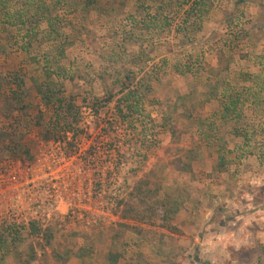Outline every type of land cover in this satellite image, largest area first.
I'll return each mask as SVG.
<instances>
[{
    "label": "rangeland",
    "instance_id": "obj_1",
    "mask_svg": "<svg viewBox=\"0 0 264 264\" xmlns=\"http://www.w3.org/2000/svg\"><path fill=\"white\" fill-rule=\"evenodd\" d=\"M201 3L0 0V163L59 210L19 227L0 194V264H264V0ZM129 73L136 124L118 111ZM230 100L240 116L224 121ZM75 194L116 206L73 217Z\"/></svg>",
    "mask_w": 264,
    "mask_h": 264
},
{
    "label": "built area",
    "instance_id": "obj_2",
    "mask_svg": "<svg viewBox=\"0 0 264 264\" xmlns=\"http://www.w3.org/2000/svg\"><path fill=\"white\" fill-rule=\"evenodd\" d=\"M12 164L10 162L0 163V194L3 201L7 202L6 206L11 209V212L8 213V217H14L15 223L19 227H30L32 223L38 220L40 215L39 210L42 209L43 206L47 208V212L46 210L44 211L49 217H51L54 212L59 211L58 207L55 206L54 195L48 191L46 192L47 196L42 197L38 192L32 191L30 186L35 182L23 174L22 163L17 162L14 165ZM48 169L52 174V168L49 167ZM50 173L46 172L45 174L47 182H49V178H52ZM17 188L21 189V191L17 193V195L10 197V193ZM7 200L12 202V204H9ZM61 200L66 203V197H62ZM0 204L2 205V203ZM68 205V215H73V217H75L76 214H83V216H81L84 217V215L87 214L95 218L102 217L112 212L116 206V199L109 202L110 208L107 213L105 207H103L105 205L103 201L96 202L92 194H89V198H87V196H81V194H75L74 198L68 201ZM61 213L66 216V211ZM91 222L92 221H88V225H90ZM93 223L96 222L94 221Z\"/></svg>",
    "mask_w": 264,
    "mask_h": 264
},
{
    "label": "trees",
    "instance_id": "obj_3",
    "mask_svg": "<svg viewBox=\"0 0 264 264\" xmlns=\"http://www.w3.org/2000/svg\"><path fill=\"white\" fill-rule=\"evenodd\" d=\"M200 1L202 3L200 4V7L198 9L202 12V14L209 13L211 0H200ZM50 25L53 27L54 31L57 32L54 26L55 23L54 22L50 23ZM133 75H134L133 73H129L125 78L127 82L126 81L122 82L121 94H124V96L121 99V102L125 103V106L121 105L120 103L118 105V111L120 114L123 115L122 118L124 121L131 120L132 124H136L140 119H142V115H141L142 112L140 110V102L145 97V93L141 90L140 87L131 85L133 84V79H135ZM45 77H46V80H52V75L49 71L47 72V70L45 72ZM45 88L46 89H44V85H40L38 87L39 94L43 95V98L45 101H47V103H51L55 97L59 96V94L51 88V84L46 85ZM217 95H218V91H217V87H215L213 90H211V96L216 97ZM57 99L59 103L63 102L62 98H57ZM123 107L126 108L125 114H123L124 113ZM73 108H74L73 104H70V105L68 104L66 108H62L63 113H61V115H59L57 118L58 124L61 123L63 118L65 122L69 124H70L71 119L75 120L74 118L75 116L73 114ZM235 114L240 116V113L238 112L237 102L233 101L230 104H226L224 106V116H223L224 121L235 119L234 117ZM148 120L151 122V118H148ZM220 150L224 151V147H222ZM219 159H220L219 160L220 165L223 164L225 157L223 155H220ZM33 230L35 232H39V229L37 228V226H34ZM5 243H6V240L3 238V235L0 234V250L3 248ZM54 258L58 264H67V262L69 261V257H67L66 255H61L59 253H55ZM112 258L116 259L114 260V263H113V264H116L117 258H119V256L111 255L110 259Z\"/></svg>",
    "mask_w": 264,
    "mask_h": 264
},
{
    "label": "crops",
    "instance_id": "obj_4",
    "mask_svg": "<svg viewBox=\"0 0 264 264\" xmlns=\"http://www.w3.org/2000/svg\"><path fill=\"white\" fill-rule=\"evenodd\" d=\"M110 0H102V2H105V3H107V2H109ZM121 3H123V1H121ZM210 71H211V69H210ZM223 72V75H225V72H226V70H223L222 71ZM193 73V72H192ZM210 76L212 77V78H210V80L208 81V84L210 85V84H213V86H214V88L215 87H217V85L218 84H220V81H222L219 77H216V78H214V76L215 75H213L212 76V74H210ZM223 77V76H222ZM217 84V85H216ZM211 86V85H210ZM220 96H219V93H218V95L216 96V97H213V96H211V98L210 99H208V101L207 102H211L212 103V105L214 106V107H218L219 106V103H218V99H221V97L219 98ZM226 101H228V100H226ZM234 100H230V102H233ZM217 102V103H216ZM229 102V101H228ZM222 103H223V101H222ZM217 104H218V106H217ZM227 103H223V105L225 106ZM224 106L222 107V115H221V118H223V116H224ZM216 110V108L214 109V111ZM213 111V112H214ZM238 111H240L239 110V105H238ZM108 258V257H107ZM54 260H55V258H54ZM56 264H58L57 262H56Z\"/></svg>",
    "mask_w": 264,
    "mask_h": 264
}]
</instances>
